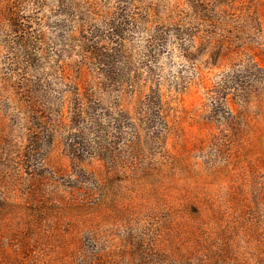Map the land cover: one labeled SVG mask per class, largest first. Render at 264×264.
<instances>
[{
    "label": "rangeland",
    "instance_id": "obj_1",
    "mask_svg": "<svg viewBox=\"0 0 264 264\" xmlns=\"http://www.w3.org/2000/svg\"><path fill=\"white\" fill-rule=\"evenodd\" d=\"M0 264H264V0H0Z\"/></svg>",
    "mask_w": 264,
    "mask_h": 264
}]
</instances>
